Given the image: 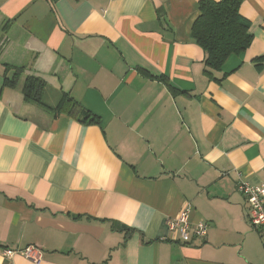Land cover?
Wrapping results in <instances>:
<instances>
[{
  "label": "crops",
  "instance_id": "obj_1",
  "mask_svg": "<svg viewBox=\"0 0 264 264\" xmlns=\"http://www.w3.org/2000/svg\"><path fill=\"white\" fill-rule=\"evenodd\" d=\"M198 2L0 0V264H264L234 174L264 181V0H240L252 42L220 70ZM28 77L99 122L25 102ZM184 207L207 227L186 244ZM31 245L37 263L3 254Z\"/></svg>",
  "mask_w": 264,
  "mask_h": 264
},
{
  "label": "trees",
  "instance_id": "obj_2",
  "mask_svg": "<svg viewBox=\"0 0 264 264\" xmlns=\"http://www.w3.org/2000/svg\"><path fill=\"white\" fill-rule=\"evenodd\" d=\"M239 4L240 0H199V15L191 26L190 36L205 54V67L220 70L230 56H238L250 46L252 35L248 22L238 13ZM18 73L16 71L11 79H4V86L14 88ZM44 88L45 83L40 78H26L22 87L24 101L54 115L65 114L89 124L99 122L97 116L66 94L54 108L44 106L40 99Z\"/></svg>",
  "mask_w": 264,
  "mask_h": 264
},
{
  "label": "built area",
  "instance_id": "obj_3",
  "mask_svg": "<svg viewBox=\"0 0 264 264\" xmlns=\"http://www.w3.org/2000/svg\"><path fill=\"white\" fill-rule=\"evenodd\" d=\"M264 173V165L262 167ZM237 178L236 190L244 197L248 205L247 223L250 227L258 229L264 237V181L251 185L241 180V173L234 170ZM189 207H184L177 216L167 221L168 232L176 234L182 243H189L192 237H204L206 234V225L198 223L191 225L189 222ZM3 254L11 257L13 254H19L26 260L37 263L41 260L42 251L35 245L27 246L24 249L13 251L5 249Z\"/></svg>",
  "mask_w": 264,
  "mask_h": 264
}]
</instances>
